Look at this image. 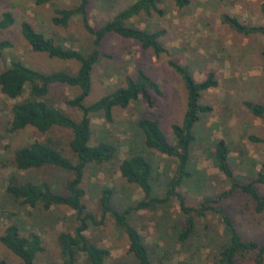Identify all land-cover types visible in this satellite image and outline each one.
<instances>
[{
    "label": "rangeland",
    "instance_id": "rangeland-1",
    "mask_svg": "<svg viewBox=\"0 0 264 264\" xmlns=\"http://www.w3.org/2000/svg\"><path fill=\"white\" fill-rule=\"evenodd\" d=\"M134 0H89L90 24L97 28L113 19ZM190 5L178 10L171 0H160L162 16L141 15L130 20V24L146 31L163 30L160 43L169 50L170 58L187 64L196 81H202L209 71L215 73L218 87L203 92L201 102L211 107L200 116L195 125V141L191 145V167L197 174L189 179L181 193L190 207H196L204 197H215L229 189L226 177L216 168L212 159L214 145L224 140L230 150L229 165L240 183L257 179L264 161V142H251L249 136L264 140V118L253 116L244 106L245 102L264 105V37L243 36L222 23V15L236 17L248 26L263 25L261 0H190ZM76 0H57L55 6H36L34 0H0V14L9 11L15 23L0 34L12 48L0 57V72L13 59L43 73L66 70L75 73L76 62L50 59L45 54L33 52L20 34L23 21L35 30L53 39L55 43L87 53L91 38L83 30L78 18L66 28L52 24L55 8H73ZM102 57L92 73V90L85 99L91 104L102 96L123 87L126 76H134L142 69L159 83L161 96H154V105L149 107L143 99L126 109L114 108L112 122H106L101 114L92 117L91 144L107 142L117 148L115 159L105 165L90 166L84 174L82 188L84 203L89 212L99 220L98 201L104 187L113 189V206L122 211L141 199L138 188L128 184L118 172V165L128 156L129 149L145 156L154 168L156 180L154 192L161 195L164 185L173 175L175 160L148 149L136 122L142 117L157 119L169 140L173 139L172 124H180L186 111V90L180 77L167 65L169 57H155L150 50L132 40L108 34L101 44ZM79 93L76 87L61 84L50 86L48 102L61 108L74 119L79 113L65 102ZM21 100V99H19ZM18 100H9L0 93V236L4 229L15 223L23 234L38 233L44 250L36 264H61L58 236L70 232L76 226L74 214L66 207L43 210L23 207L6 196L5 187L10 175L21 180H44L57 191L64 192L69 175L62 169L45 167L36 172H19L11 164L14 151L34 141L51 142L73 159L69 148L72 133L68 129L53 127L46 133L27 128L7 133L6 126L10 110ZM199 173V174H198ZM264 195V185L256 184ZM222 208L232 218L243 239L261 242L264 235V212L257 213L250 197L234 192L220 201ZM175 203L169 214L138 212L128 220L141 233L149 250L153 264H216L217 254L226 241L223 225L217 214H208L195 221L194 234L185 242L177 240L182 218ZM94 243L110 251L105 264H138L127 253L125 234L110 219L99 227L91 226L85 233ZM167 251L165 260L162 252ZM21 264V261L0 243V261ZM161 260V261H160ZM81 264V262L79 263ZM250 264V263H246Z\"/></svg>",
    "mask_w": 264,
    "mask_h": 264
},
{
    "label": "trees",
    "instance_id": "trees-1",
    "mask_svg": "<svg viewBox=\"0 0 264 264\" xmlns=\"http://www.w3.org/2000/svg\"><path fill=\"white\" fill-rule=\"evenodd\" d=\"M57 0H34L36 6H55ZM178 10L190 5V0H171ZM261 12L264 16V0H261ZM73 8H55L51 21L55 26L66 28L78 18L83 30L91 38L87 53L57 44L55 41L35 28L27 21L20 25V34L33 52L45 54L50 59L63 62H76L75 73L66 70L43 73L30 68L19 59H13L10 65L0 72V93L9 100H18L10 110L6 132L15 133L33 128L39 133H46L53 127L68 129L72 133L69 148L73 155L70 159L51 142L34 141L14 151L12 166L19 172H36L45 167L64 170L68 175L64 192L57 191L44 180H21L10 175L6 180L5 194L23 207L43 210L52 207H66L74 214L76 226L70 232H61L58 244L61 251V264H105L110 258V251L94 243L86 236L91 226L99 227L106 219H110L127 238V253L132 255L138 264H153L150 250L139 230L129 222L128 218L138 212L169 214L174 204L179 208L182 218L178 227L177 240L185 243L195 230V221L208 214H217L223 225L226 241L220 248L216 264H264V235L261 242L243 239L232 218L218 208L221 200L240 192L252 200L257 213L264 212V195L256 188V184L264 185V161L257 179L249 183H240L229 165L230 150L224 140L214 145L212 159L216 168L226 177L230 187L215 197H204L196 207L187 205L181 193L189 179L197 174L191 167V145L195 141L194 128L200 116L208 113L211 107L201 102L203 92L218 87L215 73L209 71L202 81H196L187 64L178 63L170 58L169 50L159 41L163 30L146 31L130 24V20L141 15L153 14L162 16L160 0H134L120 11L113 19L97 28L90 24L89 0H76ZM222 23L243 35H262L264 24L248 26L236 17L222 15ZM15 23L11 12L0 14V34ZM108 34H115L123 39L136 41L144 50H150L155 57L165 55L168 67L180 77L186 90V111L180 124L171 125L173 139L169 140L160 127L157 119L142 117L136 125L143 135L144 145L161 155L175 160L173 175L168 178L161 195L154 192L156 180L154 168L142 154L129 149L128 156L118 165L121 177L141 192V199L120 211L113 206V189L104 187L98 201L100 218L89 212L84 203L85 191L82 188L85 171L90 166H101L112 162L117 155V148L107 142L91 144L92 117L101 114L106 122H112L114 108L126 109L132 103L143 99L149 107L154 105V96H161L158 82L153 80L142 69H136L134 76H126L124 86L114 90L91 104L85 99L92 90V73L95 65L102 57L101 44ZM12 48L8 40L0 39V57L3 52ZM264 58V49L262 50ZM54 84L76 87L79 93L65 102L68 107L78 111V119L72 118L61 108L48 102L50 86ZM21 99V100H19ZM244 106L257 118H264V105L245 102ZM251 142H264L263 139L249 136ZM199 174V173H198ZM0 243L16 256L21 264H36L38 255L43 252V241L36 232L23 234L17 224L8 225L0 236ZM165 260L167 251L162 252ZM161 261V260H160ZM0 264H7L0 261ZM172 264H183L175 262Z\"/></svg>",
    "mask_w": 264,
    "mask_h": 264
}]
</instances>
